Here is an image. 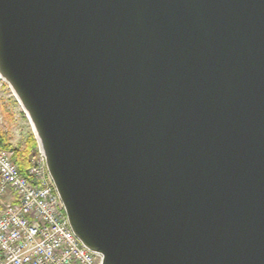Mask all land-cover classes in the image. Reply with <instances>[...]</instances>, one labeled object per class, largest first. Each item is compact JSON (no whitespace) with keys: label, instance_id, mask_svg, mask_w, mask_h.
<instances>
[{"label":"water","instance_id":"obj_1","mask_svg":"<svg viewBox=\"0 0 264 264\" xmlns=\"http://www.w3.org/2000/svg\"><path fill=\"white\" fill-rule=\"evenodd\" d=\"M0 79L101 264H264V0H0Z\"/></svg>","mask_w":264,"mask_h":264},{"label":"built area","instance_id":"obj_2","mask_svg":"<svg viewBox=\"0 0 264 264\" xmlns=\"http://www.w3.org/2000/svg\"><path fill=\"white\" fill-rule=\"evenodd\" d=\"M11 154L0 150V264H101L71 230L37 146L24 172Z\"/></svg>","mask_w":264,"mask_h":264},{"label":"rangeland","instance_id":"obj_3","mask_svg":"<svg viewBox=\"0 0 264 264\" xmlns=\"http://www.w3.org/2000/svg\"><path fill=\"white\" fill-rule=\"evenodd\" d=\"M10 90L0 79V130L9 132L13 146L23 144L27 134L31 132L29 122L19 107Z\"/></svg>","mask_w":264,"mask_h":264},{"label":"trees","instance_id":"obj_4","mask_svg":"<svg viewBox=\"0 0 264 264\" xmlns=\"http://www.w3.org/2000/svg\"><path fill=\"white\" fill-rule=\"evenodd\" d=\"M35 148L36 142L31 132L26 135L22 145L13 146L9 139V132L0 130V150L12 151L11 157L18 164L20 172H24L28 167Z\"/></svg>","mask_w":264,"mask_h":264},{"label":"crops","instance_id":"obj_5","mask_svg":"<svg viewBox=\"0 0 264 264\" xmlns=\"http://www.w3.org/2000/svg\"><path fill=\"white\" fill-rule=\"evenodd\" d=\"M19 145H21V144H19Z\"/></svg>","mask_w":264,"mask_h":264}]
</instances>
